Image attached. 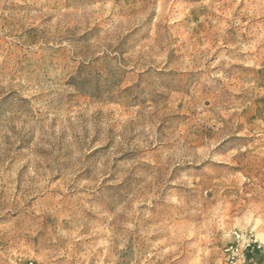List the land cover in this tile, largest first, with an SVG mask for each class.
<instances>
[{"label":"rangeland","instance_id":"374dc122","mask_svg":"<svg viewBox=\"0 0 264 264\" xmlns=\"http://www.w3.org/2000/svg\"><path fill=\"white\" fill-rule=\"evenodd\" d=\"M0 264H264V0H0Z\"/></svg>","mask_w":264,"mask_h":264}]
</instances>
